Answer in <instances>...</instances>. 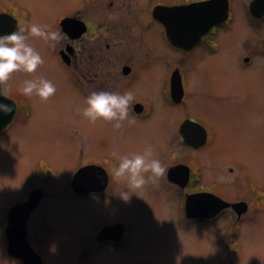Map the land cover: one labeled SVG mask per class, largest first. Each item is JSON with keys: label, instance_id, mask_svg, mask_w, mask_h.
<instances>
[{"label": "rangeland", "instance_id": "1", "mask_svg": "<svg viewBox=\"0 0 264 264\" xmlns=\"http://www.w3.org/2000/svg\"><path fill=\"white\" fill-rule=\"evenodd\" d=\"M92 1L101 0H10L27 10L30 22L48 24L54 29L57 17L69 14L78 4ZM247 1L233 0L234 22L231 30L222 34L221 51L198 67L204 81L198 78L197 68L191 72L196 93L189 97L187 114L193 118L209 117L217 133L214 146L202 153H191L177 142L172 125L175 113L181 111L157 101L160 74L131 89L154 105L151 119L140 120L129 114L120 127H115V121L92 122L80 110L86 99L70 83L54 47L43 38L30 35L29 42L40 51L44 63L35 73L16 71L6 81L8 92L16 90L29 103L30 114L0 136V229L6 212L28 197L36 181H45L46 175L37 165L40 159L55 170H50L51 176L61 177L60 186L56 187L59 192L69 190V175L83 166L88 156L104 155L118 163L120 156L143 153L149 145L152 156L166 167L185 156H208L204 177L219 184L225 199L236 195L239 178L248 176L264 187V57L257 58L248 69L241 68L239 62L240 53L259 45L256 37L262 39L264 32L261 28L253 32L254 25H244L243 7ZM149 4L151 0H136L137 11L143 18L139 32H134L138 37L140 26L147 23ZM150 33L154 45L165 49L158 27L153 26ZM38 76L56 84V92L47 99L19 91L25 79ZM203 85L206 88L201 89ZM150 175L145 173L146 177ZM64 195L45 198L29 215L31 240L44 255L46 264H229L227 244L220 243L227 232L222 228L227 221L219 219V225L217 222L195 226L179 222L180 199L165 175L148 180L142 188H132L126 178H118L110 200ZM117 218L133 225L130 244L124 249L106 246L94 250L99 226ZM239 237L238 253L230 257L231 264H264V217L255 226L246 225ZM4 251L0 231V264H21L8 258ZM84 253L90 261H77Z\"/></svg>", "mask_w": 264, "mask_h": 264}, {"label": "flooded vegetation", "instance_id": "2", "mask_svg": "<svg viewBox=\"0 0 264 264\" xmlns=\"http://www.w3.org/2000/svg\"><path fill=\"white\" fill-rule=\"evenodd\" d=\"M206 1L210 0H151V5H148L147 10V23L140 26L141 34L139 37L134 32H139V24L143 18L142 13L137 11L136 0H101L100 2L92 1L88 4H80V6L78 4L76 5L77 8L73 7L69 14L57 17L55 28L61 30L63 38L57 47H54V50L59 62L67 69L70 83L77 88L85 99L92 91L124 92L131 90L138 82L151 78L153 71L158 74L160 72L157 101L164 102L172 110L181 111L180 114L175 113L176 121L173 120L172 125V131L177 142L191 153H202L214 146L217 133L215 124L209 117L196 116L193 118L194 116L187 114L189 97L196 93L191 72L197 68L198 78L202 82L204 81L198 67L205 59L210 56L213 57L221 51L224 44L222 34L230 31L234 22L233 0H224V3L227 2L228 5L226 19L211 26L200 40L191 44L188 39L198 31L197 18L191 15L188 20H183L179 15H172L171 8ZM253 1L248 0L247 5L243 7V12L246 15V24L244 25L249 28H254L252 26L254 25L256 29H252L253 32L257 31L258 28L264 32V13L260 14L258 18L253 17L250 13L249 8ZM0 17L3 18L0 34L10 33L12 29L15 28L16 30L18 25L23 26L30 22V15L27 10L17 4H12L10 0L0 3ZM200 24L202 25V22ZM145 25L147 26L145 27ZM153 26L158 27L166 45L165 49L154 45L153 36L150 33ZM172 33L185 37L186 46L178 47L172 44L168 38V34L171 35ZM256 39L259 41V45H255L253 50L247 53L244 51L240 53L241 68H252L256 64L257 58L264 57V37L262 39L256 37ZM173 57L178 58L174 59ZM200 88L206 87L203 85ZM1 89L5 99L0 102L12 105L14 108L12 113L14 114L13 120L0 131V136L11 129L17 120L18 122L25 120L30 114L29 103H25L23 96L16 90L8 92L6 81L1 82ZM209 95L207 94V96ZM6 100H12L14 103ZM150 103V101L134 94L129 114L140 120L151 119L155 114V107ZM161 121L162 119L158 123ZM186 122L190 123L184 127ZM185 157L187 158L174 159L173 164L167 167L165 174L166 182L175 188L180 199L179 222L184 221L195 226L197 223L215 224L219 222V219L226 220L227 222L222 228L227 229V232L220 243L225 242L227 244V256L229 264H231L230 257L238 253L237 239H240L241 230L248 224L255 226L264 217V187L259 186L248 176L239 178L236 181V195L225 199L219 184L204 177L209 157L206 155L199 157L194 154ZM85 161L83 166L74 169L73 174L69 175V190L63 189L59 196L57 194L60 192L56 187L60 186L61 177L51 176L50 170L52 172L55 170L43 159L38 160V167L42 168L46 175L45 181H36V185L30 190L28 197L25 200L21 199L6 212V221L1 225L4 252L8 258L24 264L20 258L7 252V246L10 243L7 235L10 226L9 213L17 205L27 202L35 191L41 197L35 211L45 198L62 197L66 193H69L68 197L82 199L104 198L110 200L113 198V188L118 178L112 175V169L118 163L111 161L107 156L95 154L88 156ZM179 166H181L179 171L181 174L179 173L173 178L178 181L176 182L171 180L169 172L172 168ZM83 168L87 169L88 173L87 171L86 173L89 180L85 185L83 184L82 189L78 190L76 189L75 175ZM200 194L217 196L231 206L221 210L211 218L189 219L185 214V202L188 197ZM219 224L220 222L217 225ZM132 228L133 225L123 218H117L112 220L110 224L99 226L95 235L94 250L99 251L106 246L116 249L126 248L130 244ZM26 230L29 246L41 257L43 264H46L44 255L31 240L29 216ZM86 260L90 261L84 253L77 261L85 262Z\"/></svg>", "mask_w": 264, "mask_h": 264}, {"label": "clouds", "instance_id": "3", "mask_svg": "<svg viewBox=\"0 0 264 264\" xmlns=\"http://www.w3.org/2000/svg\"><path fill=\"white\" fill-rule=\"evenodd\" d=\"M30 35L43 38L52 47H55L63 38L59 28L54 29L51 25L34 22L23 26L18 25L16 30L0 34V82L8 81L16 71L35 73L44 63V57L40 51L29 42ZM19 91L26 96L36 94L42 99H47L56 92V84L47 77L38 76L25 79ZM133 99L134 93L131 90L92 91L86 97L85 106L80 110L92 122L98 119L115 121V127H120L121 123L129 117ZM0 112L12 113L13 106L0 102ZM146 172H150L151 175L146 177ZM166 172V165L159 158L152 156L150 145L143 153L120 156L118 164L112 169L114 177L126 178L132 188H142L148 180L155 181Z\"/></svg>", "mask_w": 264, "mask_h": 264}, {"label": "water", "instance_id": "4", "mask_svg": "<svg viewBox=\"0 0 264 264\" xmlns=\"http://www.w3.org/2000/svg\"><path fill=\"white\" fill-rule=\"evenodd\" d=\"M249 9L252 16L258 18L260 14L264 13V0H254L250 4ZM171 11L172 15H179L180 17L182 15L185 17L187 15L188 17L192 15L197 18L198 31H196V33L188 39L189 43L191 44L192 42H197L198 40H200V38H202V36L208 32L211 26L223 22L226 19V16L228 14V5L227 2L224 3V0H210L206 2L190 4L187 6L172 7ZM161 15H164V13H161ZM1 20H3L2 17H0V27ZM194 22L196 23L195 20ZM201 22L202 25L200 24ZM14 30L15 28L12 29V31ZM171 35L168 34V38L171 40L172 44L178 47H182L183 45H185V40L181 35H179V37L177 38L171 37ZM4 99V97H0V101ZM12 117L13 113H8L7 115H4L2 113V115H0V129H2L6 124H8ZM187 123L190 122L184 123V127L187 125ZM180 169L181 166L172 168L170 170L169 177L171 178V180L176 181V179L173 178L177 175ZM83 170L84 169L80 170L75 175V179L78 175L82 174ZM31 197H33V201L31 200ZM40 198L41 197L35 191L26 203L19 204L10 211L9 219L11 220V224H14L15 229L18 228L17 221L19 216L23 217V224H26L27 218L30 215V209L27 210L28 205L32 202V207L29 206V208H33L37 202H35L34 200H40ZM230 206L231 204L223 201L218 197L209 194H200L187 198L185 202V214L190 219L196 217L211 218L218 214L222 209ZM203 209H208L210 210V212H202ZM26 232L27 230L26 228H24V233ZM10 244L13 245L14 248L13 255L20 258L24 264H42V261L39 256L30 248L27 242L26 235L24 236V240L15 243L11 240Z\"/></svg>", "mask_w": 264, "mask_h": 264}, {"label": "bare ground", "instance_id": "5", "mask_svg": "<svg viewBox=\"0 0 264 264\" xmlns=\"http://www.w3.org/2000/svg\"><path fill=\"white\" fill-rule=\"evenodd\" d=\"M181 18L183 19V20H188L190 17H188V15L185 17V16H181ZM171 37H174V38H177V37H179V35L178 34H172L171 35ZM184 38V40H185V37H183ZM184 46H186V44L185 45H183V47ZM159 74H160V72H159ZM159 74L156 72V71H153V76H156L157 75V77H159ZM0 115H2V112H0ZM193 128H194V126H192ZM195 129V128H194ZM186 139V138H185ZM84 170H83V172H82V174L81 175H78L77 177H76V179H75V181L77 182V184H76V189H82L83 188V184L85 185V183L89 180V178H88V171H87V169H85V168H83ZM86 171H87V173H86ZM180 172H178L177 174H179ZM181 174V173H180ZM79 182V183H78ZM39 199V198H38ZM31 200L33 201V197H31ZM35 202H36V204H35V206L33 207V208H31L32 206H31V204H32V202L28 205V207H27V210H29L30 209V213H32L33 212V210H34V208H36L37 206H38V204H39V200H34ZM26 203V202H25ZM29 206H31L30 208H29ZM202 212H210V210H208V209H203L202 210ZM23 217H21V216H19L18 217V221H17V225H18V228H16L15 229V227H14V224H11V220H10V226H9V228H8V230H7V235H8V239L11 241H13L14 243L15 242H20V241H22V240H24V236L26 235V233H24V228H27V221H26V224H23ZM191 219H201L200 217H196V218H191ZM27 220H28V218H27ZM15 229V230H14ZM13 251H14V248H13V245H11L10 243L8 244V246H7V252L9 253V254H11V255H13ZM28 252V251H27ZM14 256V255H13ZM16 257V256H15Z\"/></svg>", "mask_w": 264, "mask_h": 264}]
</instances>
